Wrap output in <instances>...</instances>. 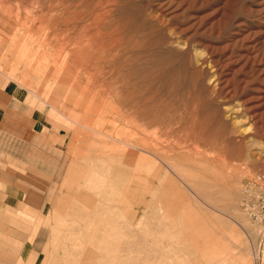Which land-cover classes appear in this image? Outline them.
<instances>
[{"label": "rangeland", "instance_id": "rangeland-1", "mask_svg": "<svg viewBox=\"0 0 264 264\" xmlns=\"http://www.w3.org/2000/svg\"><path fill=\"white\" fill-rule=\"evenodd\" d=\"M62 1L78 12L66 26L69 44L78 40L94 50L86 67H96L98 78L110 80L117 92L87 101L82 125L103 121L108 134L116 129L122 140L111 139L116 148L128 130L153 139L167 160L156 169L97 149L80 163L88 178L69 187L76 113L60 102L51 106L54 83L27 71L21 50L39 34L0 33L2 41L7 37L0 74L2 84L8 82L0 84V116L8 111L6 121L17 130L8 132L10 147L15 139L32 142L48 162L61 160L59 150L65 159L62 173L60 165H51L34 176L47 185L41 192L46 197L34 195L32 207L11 209L23 257L32 252L34 264L42 257V264H75L91 250L90 240L112 232L118 239L113 264H264V0ZM14 2L0 0V8ZM54 57L50 51L47 65L43 55L50 73ZM119 165L125 185L113 196L107 184ZM55 190L70 196L68 207L76 203L78 210L67 209L65 223H53L50 215L53 231L39 224L30 245L36 219L48 214ZM98 254L93 264H109Z\"/></svg>", "mask_w": 264, "mask_h": 264}, {"label": "crops", "instance_id": "crops-1", "mask_svg": "<svg viewBox=\"0 0 264 264\" xmlns=\"http://www.w3.org/2000/svg\"><path fill=\"white\" fill-rule=\"evenodd\" d=\"M2 35H3L2 37L6 36V34H2ZM2 37L0 38V49L2 47L4 48L5 43H6V38H7L6 37L4 41H2L1 40ZM11 42H12L11 48L14 46L17 51L19 48H17V45H15L16 43H13L12 40ZM3 48L2 50H0L1 52L0 59H2V57L4 56ZM21 51H23V49ZM22 53H24L26 57L25 52H22ZM42 59H43V56L40 59H38L36 63L29 64V59L26 57L25 64L27 66V71L33 69V73L38 74L37 76L39 78H42L45 80L51 79V78H47V76L49 75V70H48V67H46V69H43V66L45 65H43ZM46 64L49 65L48 57L46 59ZM41 71L44 73L41 74ZM7 77H9L8 79L10 81L15 82V84H17L18 86L20 85V83L14 78L10 76H7ZM51 81L54 83L53 93L55 94H51V93L49 94V104L53 106V104H57L60 102L63 108H68V106L66 107L65 105L66 102L64 101V96L60 95L59 93H56L57 90H56L55 81H53L52 79ZM7 83L2 84V77L0 74V84L6 86ZM13 87L15 90V86ZM17 90L18 88L16 86V91ZM17 92H21L20 89ZM19 95H21V93ZM15 101H16V98L15 100H13V102ZM7 112L8 111L6 112L3 111L2 115L0 116V208H1L0 209V234L5 235V239L0 238V264H16L17 262L19 264H34L36 260L35 258L36 254L31 252L29 253L27 257L24 258L22 253H24L25 249L23 250V252L22 251L20 252V250H18V237L16 233L17 227L15 225H12L9 222V219L11 221L12 218L16 219L17 216L16 214H13V212H11V209L12 208L16 209L17 205H28L32 207L31 199L32 197H34V195L38 194V196L40 195L41 198L46 197V195L41 192L43 188L47 187V185L42 184L43 182L42 177L35 180L36 178H34V176H43L44 173L47 172L49 166L51 165L53 166L56 165L57 167H59L60 165L61 167L58 169L57 174L62 173L63 166L65 165V159H64L63 151L59 150L60 156H62L60 160L61 162L59 161V158L56 159V163L48 162V159H47L48 154H45L41 150L37 149V147L33 148L32 142H21L20 143V142H16V139H15L13 142V148L10 147V143H9L10 137H8V132H11V129H13V132H16L17 130L15 128L16 127L15 122L12 124L11 121H8V122L6 121ZM75 113H76L75 117L73 118L71 117V118L73 119V123L76 124L78 128L76 127L73 129V133L70 139L73 143L70 142L69 144L70 146L73 147V144L75 143L76 149L74 152H72V159L67 160L69 163L71 162L70 167L72 169H68V171L70 172L66 176V178L68 179L70 178L69 187L72 185V187L79 188L80 184L88 178L87 174L86 173L84 174L82 172L83 168L80 165L81 160L87 157H90V155H95L97 149L100 150L101 155H105L106 152L113 151V148H112L113 146H112V142L109 140H104V139L103 141L98 140L97 137L93 136L92 134L90 135L89 134L90 130H87L86 128L82 126L81 113L80 112H75ZM10 125L14 127L11 128ZM75 135H79V138H76L77 136L75 137ZM62 140H64V137ZM85 146H89L93 150H90L91 149L90 148L89 149L90 151H86V149H84ZM34 149L38 151L35 153L36 157H33ZM118 160L121 161L120 158H118ZM69 163L66 165L69 166ZM9 164L15 168L12 169ZM119 167L120 165L117 167L118 169L115 170V173L113 177L111 178V180L109 181V184H107L108 185L107 187L109 191L112 192L113 196L117 194V192L121 190V187L125 185V178L123 175L125 169L124 168L120 169ZM18 175H19L20 182H18L16 178ZM12 176H14L15 178L11 179ZM55 191L56 193L51 191L49 194L48 200H49L50 208L48 210V214H45V217L42 218L43 213H40L36 219V225H35L36 227L33 228L31 235H29L28 241L30 245L33 244L34 230L39 229V224L43 223V225L46 224L47 226L52 225L50 215L55 216V218L52 217L53 223H55V221H58V220L62 221V223H65V213H66L65 211L67 209H74V210L77 209L78 210V208H76L77 207L76 203L73 204L74 206V207L72 206L73 208L68 207V203L65 201V199L69 198L70 196H66V193L64 191H60V190H55ZM71 198L76 199L75 196H71ZM41 204L43 206L44 202ZM177 207H180V205L178 206L176 204L173 207H171V205L169 204L167 208L176 209ZM5 210H8L9 213ZM53 229H54V225L51 226L52 231ZM25 237H24L25 240L28 239L27 235ZM90 241H92L91 250L92 249L95 250L97 248L94 251L96 253L93 254L91 250H87L86 254H84V256H81V257H84L85 259L80 260L79 258L81 257H79L77 258L79 262L76 261L75 264H89V263L93 264L94 262H96V258H98L99 260L98 256H101L99 254L97 255L98 252H103L104 260L105 261L107 260L106 262H108L109 264H113L114 253L116 251V248L118 247V239L116 238V236L112 232H108L104 234L100 233V235H96L95 238H93ZM64 253H65V250H64ZM43 261H44V258L42 257L40 264H42ZM69 264H72V263H69Z\"/></svg>", "mask_w": 264, "mask_h": 264}, {"label": "bare ground", "instance_id": "bare-ground-1", "mask_svg": "<svg viewBox=\"0 0 264 264\" xmlns=\"http://www.w3.org/2000/svg\"><path fill=\"white\" fill-rule=\"evenodd\" d=\"M8 6L9 8L5 10L0 8V33L17 34L20 30L21 32L27 30V32L31 31L34 34H39L34 42L23 46V51L29 59V64L36 63L43 55L49 57L50 51H53V54H55L54 59H52L53 69L52 73L49 72L47 78L55 81L57 93L64 96L66 107L68 106L69 109L82 113L87 108L85 104L87 101L110 99V97L117 95L116 90L108 85L110 80L98 78L96 67H86L94 50L89 49V46L87 47L78 40H74L73 45L69 44L70 40L68 41V36L66 37L69 28L66 26L77 18L75 9L69 10L62 0H16L14 4ZM49 34H51L50 37ZM43 42L44 46L40 47ZM40 49H44L45 52L42 54ZM128 98L129 95L124 96V99ZM99 112L104 114L106 110L100 109ZM103 123V121H100V123L93 125L83 124L82 126L90 130L89 134L97 137L98 140L103 141L104 139L112 142L111 139H116L118 142L122 141L116 135V129L115 134H108ZM143 131L145 130L143 129ZM123 139V143L121 142L123 147L119 146L120 149L112 143L113 155H116V158L118 157L121 160L137 159L142 164L152 163L156 169L159 167L160 162L165 163L167 160L162 158L160 145L157 144L156 146L153 139L144 138L143 135L135 138L134 132H130V130L123 135ZM156 169L155 171H157ZM155 171L156 175L159 174ZM182 184L185 185L183 180Z\"/></svg>", "mask_w": 264, "mask_h": 264}, {"label": "built area", "instance_id": "built-area-1", "mask_svg": "<svg viewBox=\"0 0 264 264\" xmlns=\"http://www.w3.org/2000/svg\"><path fill=\"white\" fill-rule=\"evenodd\" d=\"M262 196H263L262 200L264 201V191H263V195Z\"/></svg>", "mask_w": 264, "mask_h": 264}]
</instances>
